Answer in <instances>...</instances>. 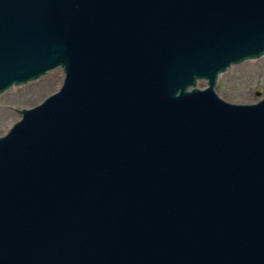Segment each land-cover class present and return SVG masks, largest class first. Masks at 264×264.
I'll list each match as a JSON object with an SVG mask.
<instances>
[{"label":"water","instance_id":"1","mask_svg":"<svg viewBox=\"0 0 264 264\" xmlns=\"http://www.w3.org/2000/svg\"><path fill=\"white\" fill-rule=\"evenodd\" d=\"M264 0H0V264H264ZM205 86L199 87L198 83Z\"/></svg>","mask_w":264,"mask_h":264},{"label":"rangeland","instance_id":"2","mask_svg":"<svg viewBox=\"0 0 264 264\" xmlns=\"http://www.w3.org/2000/svg\"><path fill=\"white\" fill-rule=\"evenodd\" d=\"M62 80V72L55 69L37 80L11 87L0 95V136L19 119L20 110L40 103L48 94L56 91ZM201 88L204 82H199ZM217 94L227 102L255 103L264 97V55L229 67L217 78Z\"/></svg>","mask_w":264,"mask_h":264}]
</instances>
